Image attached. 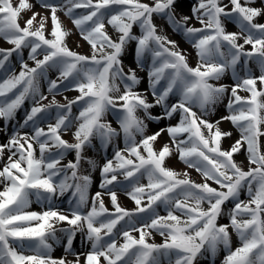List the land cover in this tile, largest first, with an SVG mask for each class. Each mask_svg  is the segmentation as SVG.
<instances>
[{"label": "snow or ice", "instance_id": "snow-or-ice-1", "mask_svg": "<svg viewBox=\"0 0 264 264\" xmlns=\"http://www.w3.org/2000/svg\"><path fill=\"white\" fill-rule=\"evenodd\" d=\"M36 3L48 14L32 11L29 0H0V41L10 45L0 47L6 72L0 120L10 124L25 101L32 102L17 122L31 131L13 130L0 143V264H197L221 248L227 253L222 264H264V0H195L190 15L177 11L181 0ZM25 12L32 14L24 19ZM58 12L71 19L90 54L68 46L71 33ZM157 17L195 50L194 67L187 50L158 28ZM133 43L136 67L126 69L123 58ZM14 55L18 72L10 67ZM137 69L146 71L143 90ZM226 77L232 83H221ZM62 86L78 95L61 104ZM219 105L227 115L210 119ZM157 107L161 114L153 115ZM175 117L148 133L146 121ZM224 122L238 133L228 148L222 142L233 132ZM69 131L71 142L64 139ZM165 132L168 141L156 148ZM94 141L113 147L114 155L99 167L100 191L92 194V175L82 162L96 170L85 156ZM69 153L74 159L66 160ZM174 154L202 181L168 167ZM121 192L134 209L120 204ZM65 196L70 207L62 210L57 201ZM33 203L42 210H31ZM227 203L233 207L225 213ZM225 214L228 223H219ZM78 233L87 244L79 252L73 246ZM61 243L64 255L54 257V244Z\"/></svg>", "mask_w": 264, "mask_h": 264}, {"label": "rangeland", "instance_id": "rangeland-1", "mask_svg": "<svg viewBox=\"0 0 264 264\" xmlns=\"http://www.w3.org/2000/svg\"><path fill=\"white\" fill-rule=\"evenodd\" d=\"M16 0H13V3H15ZM30 3H33L35 6L33 8L32 11L34 12H38L41 14H48L43 8L40 7L39 4L36 3V0H29ZM195 3V0H181L180 5H178L177 11L178 12H182L183 14L186 15H190V6L192 4ZM260 0H257V5H259ZM78 12H81L83 10H77ZM32 13L31 12H25L23 14L24 19H27ZM58 15L63 23V26L70 31V35L67 37V44L70 48H72L73 50L82 53V54H90L89 51V45L87 44V42H85L81 37L80 34L78 32V30L75 28V26L72 24L71 19L66 16L64 14V12H58ZM155 23L157 24L158 28H162L163 34H166L170 39H174L178 42V44L180 45L181 49H185L187 50V53L189 54V63L191 64V66H195L196 62H197V58H196V54H195V50L191 48L190 44H188L180 35H177L176 33L173 32V30L171 29V27L166 23V21L164 19L161 18H155ZM193 23L195 24V21H193ZM195 26L199 27V24H195ZM48 28H51V22L49 20L48 23ZM228 30L229 31H236L237 29L235 28L234 25L229 24L228 25ZM134 32H136L137 34L139 33V29L135 28L133 29ZM109 32H112V29L109 27ZM77 45H79V47H77ZM0 47H10V45H7L6 43H4L3 41H0ZM134 43L132 45H130L128 47V49L125 52L124 55V65L125 68L127 69V67L131 66L133 68L136 67V64L134 62ZM27 55H28V50L24 51V59L27 60ZM32 62L29 61V64H31ZM10 67L14 68L17 72L19 71V60L16 58V56L14 55L10 61ZM253 70L255 71V73L257 75H259V69L253 65ZM138 75L141 76L143 79L141 81V84L138 86L141 90L145 89L148 87V83H147V75H146V71L137 69ZM6 76V72H4L3 70H0V79L5 78ZM57 76V73L54 71H50L49 72V77L51 79H55ZM221 83H232L231 78L230 77H226L224 80L221 81ZM41 90L47 95V83L46 82H42L41 83ZM242 95H245L244 93H241ZM78 95V92L71 90V91H66L63 89V86L61 87V93L59 95L56 96L57 101H59L61 104L67 103V101L64 99V97H68V99H73L75 96ZM52 99L51 95H48V101H45L44 103H48L50 100ZM173 101L176 99L175 97L171 98ZM225 104L227 103V101L225 100L224 102ZM32 106V102L31 100H26L24 105L18 110L17 115H16V120L12 121L10 124L5 125V122L3 120H0V129H6V131H0V143H4L7 141L8 137L12 134L13 130H17L20 132H25V131H31L30 128H19L17 122L22 123L25 113L27 111L30 110ZM77 111V109L74 107L73 108V112L75 113ZM161 109L159 107L155 108L152 110L153 115H159L161 114ZM142 115V113H141ZM221 115H227V112L224 108V105H219L217 106V110L215 112L214 115H212L211 117H209L212 120L215 119H219ZM107 120H110L113 122V126L116 127V123L115 120L113 118V116L111 115V113L108 114V116L106 117ZM178 119V117H175L172 120H160V121H146V123H148V133L151 134L154 131L159 130L160 128L166 127L167 125L171 124V123H175L176 120ZM221 127L225 130L228 131H232L233 132V136L231 138H227L222 142V147L223 148H228L230 146L231 143H233V141L238 138V133L236 132V130L233 128V126L230 124V122H224L221 124ZM74 130V129H73ZM64 139L69 140L70 142L72 141V132L69 131L65 136ZM168 141V135L165 132L161 138L158 139V141L156 142V148H159L163 143ZM96 147L91 148V149H86L85 150V156L90 157L91 159L95 160L97 163V168L95 171H92L90 166L86 163V162H82V171L87 169L88 171L91 172L92 175V179H93V184L91 186V193L94 194L96 191H100L99 188V183L101 180V176H100V171H99V167L103 165V163L107 160L113 157L114 155V148L113 147H108L107 149H103L100 147L99 142L98 141H94L93 142ZM117 143L119 144L120 147H123V140L122 138L117 141ZM68 159H74V153H69L66 156V160ZM235 159L237 161H242L244 160V156L242 154H237L235 156ZM167 166L176 170L177 172H184V171H188L190 172L191 178L196 181V182H201L202 178L200 177V175L195 172L194 170L191 169H187L186 165H184L178 158L177 156L174 154L171 158H169L167 161ZM246 163H245V167H246ZM142 183H147L146 180L142 181ZM215 186V185H213ZM105 199V204L107 207H109L111 209V203L109 201V198L107 196L104 197ZM241 199L242 200H247V194L246 193H242L241 194ZM119 202L120 204L129 209L132 210L135 208V204L133 201H131L124 193H120L119 194ZM58 206L62 209V210H66L70 207L69 203H68V197H61L58 201H57ZM233 207L232 203H227L224 206L225 209V213H227L231 208ZM31 210L34 211H41L42 210V206L36 203H33ZM161 214L163 215V211H161ZM219 223L223 224V223H228V216L227 214L223 215L220 217ZM58 227H67V224L64 223L62 225H59ZM155 241L157 243L161 242V237L159 235L155 236ZM239 245V241L238 238L236 237L235 233L232 234V246L233 248H235L236 246ZM73 246L75 248V250L77 252L79 251H83L87 248V244H84L82 246V242H81V236L78 233ZM227 253L223 250V248H221L215 256H212L208 253H205L203 256L199 257L197 260V264H222V261L224 259V256ZM52 255L54 257H60L62 255H64L63 252V244H54V251L52 253Z\"/></svg>", "mask_w": 264, "mask_h": 264}]
</instances>
